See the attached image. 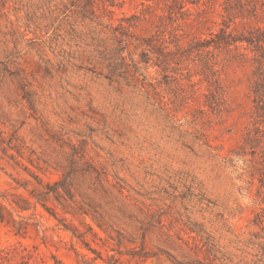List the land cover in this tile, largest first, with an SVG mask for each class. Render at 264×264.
Returning a JSON list of instances; mask_svg holds the SVG:
<instances>
[{
  "label": "rangeland",
  "instance_id": "obj_1",
  "mask_svg": "<svg viewBox=\"0 0 264 264\" xmlns=\"http://www.w3.org/2000/svg\"><path fill=\"white\" fill-rule=\"evenodd\" d=\"M262 3L0 0V138L17 131L23 153L0 143V191L48 184L47 205L84 230L53 186L68 175L74 201L119 232L87 217L106 261L264 264V66L248 42L264 29ZM132 23L135 33L120 28ZM227 29V47L189 45ZM38 210L43 225L25 236L0 223V248L22 242L82 264L64 225Z\"/></svg>",
  "mask_w": 264,
  "mask_h": 264
},
{
  "label": "trees",
  "instance_id": "obj_2",
  "mask_svg": "<svg viewBox=\"0 0 264 264\" xmlns=\"http://www.w3.org/2000/svg\"><path fill=\"white\" fill-rule=\"evenodd\" d=\"M262 2V1H261ZM264 6V3H262ZM83 14L86 17L90 15H96V8L94 3H89L87 7L83 8ZM113 14L114 12L111 11ZM256 14H261L264 17V10L261 12L257 11ZM264 24V23H263ZM138 26L136 23L129 24L125 26L120 25L122 31H128L129 33H135L133 29H136ZM229 29V27H227ZM224 30L220 36H217V40H214L213 37L209 39H202L197 35H193L190 39L189 45H202L209 44V46H214V48H220L223 45L229 46L231 43L228 41L231 38V32ZM257 36L248 40L255 44V49L252 51L255 53L257 62L263 67L264 66V29L262 27L257 28ZM213 33H211V36ZM117 37V36H116ZM119 40V39H116ZM122 44H126V39L123 37L118 41ZM181 39H179L178 47L181 48ZM211 42H215L214 45H211ZM242 42V41H241ZM122 52V49H120ZM257 99L264 100V94L259 91H255ZM20 139L17 135V131H14L11 135V138L7 141L0 138V143L5 144L9 150L14 151L20 157L23 156L22 148L19 142ZM6 150V148L4 149ZM14 157V155H12ZM53 186H62L66 196L72 201L74 206H65L63 203H60L63 211L66 215H71L74 219L78 220L80 227L74 225L72 227H67L63 223L65 219L59 218L58 214L47 205V201L50 199V196L53 192V189L49 187L48 184L43 186V191L35 193L34 191H29V196H24L20 193L14 192L10 193L7 191H0V223L8 229L10 233L14 236L22 237L25 236L28 232L30 226H36L40 228L43 225V215L39 212L38 207L41 206L45 211H47L51 216L55 217L62 225H64V230L68 231L72 236V250L77 257L82 260V264H98V260H102L106 264H121L119 259L115 255H109L108 260L104 259L102 253L93 248L90 244L89 238H94L93 240H102L98 233L94 230V227L87 222V217L96 224V226L104 231L108 237H111V233L118 232L114 228V225L107 221L104 214L100 212L99 207L95 204L89 203L88 206L90 209H85L83 205L74 201V195L72 194V183L69 180L68 175L64 177L63 180L55 183ZM25 189L28 191L27 187ZM59 200V199H58ZM26 212H30V215H24ZM119 233V232H118ZM75 240H78L83 248H86L89 253L85 254L81 252L75 244ZM119 244L122 243L119 241ZM94 254L95 256H92ZM140 257H146L145 255H140ZM52 261L45 260V257L39 252L37 246H28L22 242H17L7 247L0 248V264H64L62 260L56 255L51 254Z\"/></svg>",
  "mask_w": 264,
  "mask_h": 264
}]
</instances>
